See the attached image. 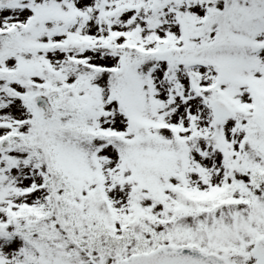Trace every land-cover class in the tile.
Returning a JSON list of instances; mask_svg holds the SVG:
<instances>
[{
	"label": "snow or ice",
	"instance_id": "obj_1",
	"mask_svg": "<svg viewBox=\"0 0 264 264\" xmlns=\"http://www.w3.org/2000/svg\"><path fill=\"white\" fill-rule=\"evenodd\" d=\"M0 264H264V0H0Z\"/></svg>",
	"mask_w": 264,
	"mask_h": 264
}]
</instances>
